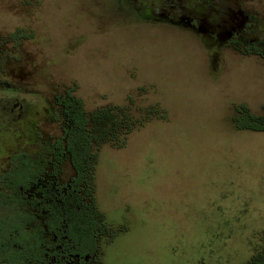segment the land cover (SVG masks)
<instances>
[{"label":"rangeland","instance_id":"374dc122","mask_svg":"<svg viewBox=\"0 0 264 264\" xmlns=\"http://www.w3.org/2000/svg\"><path fill=\"white\" fill-rule=\"evenodd\" d=\"M29 1L13 11L17 0H0V30H24L26 66L32 59L39 83L54 87L22 95L33 117L26 110L8 130L0 121V152L29 142L23 133L34 123L44 140L58 133L41 117L53 92L71 89L86 111L121 105L138 122L119 146L94 148V204L115 234L97 239L92 260L246 264L264 247V132L235 128L232 118L238 104L260 112L264 57L204 37L210 26L198 34L182 21L145 19L138 0ZM223 1L214 2L217 13L239 42L264 28V0ZM211 7L203 6V19ZM61 170L60 180L71 174Z\"/></svg>","mask_w":264,"mask_h":264},{"label":"flooded vegetation","instance_id":"af4514ba","mask_svg":"<svg viewBox=\"0 0 264 264\" xmlns=\"http://www.w3.org/2000/svg\"><path fill=\"white\" fill-rule=\"evenodd\" d=\"M17 1L19 3L14 6L13 11H19L24 6L31 7L29 0ZM138 1L146 7L148 15L145 19H158L160 22L175 26L182 21L183 26L198 34L204 25L210 26L212 28L202 34L218 43H228L235 34L232 32L233 29L229 30V20L221 21L217 13L218 6L214 2L218 3L219 0L214 2L213 0ZM223 2L229 3V0ZM207 4H211L212 7L206 15L208 17L206 20L201 14L203 6ZM223 28L226 30L224 38H222ZM26 38L24 30L11 33L0 30V100H2L0 103L12 98L9 93L18 94L16 96L18 101L9 103L8 100L9 105L5 103L0 112V121L6 130L9 129L10 119L14 123L24 120L26 110L32 113L33 117L35 111L28 109L29 101L23 98L33 92L31 87H54L45 82L39 83L38 72L41 67L32 62V59H30V67L26 66ZM57 96V93L53 92L45 99L41 117L44 120L43 125L44 123L49 127L52 125V129H58V133L45 136L44 140L43 133L37 123H34L32 127L28 126L31 134L23 133L26 140H30L29 142L20 141L16 149L6 151L7 147H4L0 152V189L3 193L6 188L5 196L9 187L12 193L18 194L13 203L5 199L6 197L0 198V217L5 214L2 208L5 209L10 204H16L21 211L19 228L0 227V264H96L92 259L97 255V249L91 250L92 246H88L84 238L79 237L85 232L78 226V222L87 211L84 205L86 199L71 196L68 188L72 181V169L64 155L62 159H57L59 143L56 142L62 137L57 116ZM36 99L40 101L43 97ZM23 101H26V104ZM24 122L27 125L32 124L30 119ZM11 155L13 156L10 158ZM63 166L68 168L71 174H67L66 179L60 180ZM13 175H17V181L9 180V176ZM81 204L83 205L79 207L78 205ZM80 239L81 241H78Z\"/></svg>","mask_w":264,"mask_h":264},{"label":"trees","instance_id":"16d2710c","mask_svg":"<svg viewBox=\"0 0 264 264\" xmlns=\"http://www.w3.org/2000/svg\"><path fill=\"white\" fill-rule=\"evenodd\" d=\"M249 17L247 16L249 22L246 23L248 30L252 28V20ZM229 43H241L240 48L243 53H254L264 57V28L258 32V35L246 40L244 43L239 42L237 35L234 34ZM71 92L72 90L69 89L62 96H57L56 99L58 103L57 116L62 130V137L56 142L59 143L57 159H62L64 155L65 160L72 169V181L68 188L71 196L74 198L80 197L82 200L86 199L84 203L87 207L86 214L83 213L78 222V226L85 232L79 237L84 238L87 245L92 246L91 250L94 251L96 249L95 242L99 237L106 236L110 240L115 234L111 227L103 223V216L94 204L92 185L96 159L94 148L106 142L119 146L123 139L121 136L129 134L136 127L138 120L132 117L128 109L121 105L106 104L86 111L81 100ZM232 120L235 128L264 132V104L257 114L252 113L244 104H238L234 106ZM16 139L14 137V140ZM9 180L17 181L18 177L17 175L9 176ZM7 189V196H5L6 188L3 193L0 189V198L6 197L5 199L11 200V203H13L18 194L16 192L12 193L10 187ZM82 205L78 206L81 207ZM2 209L5 214L0 217V227L19 228L21 211L18 206L10 204ZM82 211L84 212V210ZM78 241H81V239ZM246 264H264V247L254 253Z\"/></svg>","mask_w":264,"mask_h":264}]
</instances>
